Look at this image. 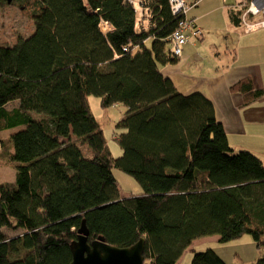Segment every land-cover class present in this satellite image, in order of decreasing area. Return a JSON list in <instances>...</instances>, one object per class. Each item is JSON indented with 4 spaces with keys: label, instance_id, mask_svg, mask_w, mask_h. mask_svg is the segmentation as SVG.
Returning a JSON list of instances; mask_svg holds the SVG:
<instances>
[{
    "label": "trees",
    "instance_id": "16d2710c",
    "mask_svg": "<svg viewBox=\"0 0 264 264\" xmlns=\"http://www.w3.org/2000/svg\"><path fill=\"white\" fill-rule=\"evenodd\" d=\"M5 5L29 8L35 32L0 42V133L23 127L0 136V159L16 168L14 183H0V264H71L83 221L89 242L129 248L145 239V264H178L209 236L228 243L251 234L264 250V161L235 152L213 103L181 94L162 73L180 59L170 50L180 18L169 0H150L154 19L140 31L126 0ZM240 14L230 13L235 27ZM89 96L128 108L117 125L118 158ZM115 170L142 192L123 196ZM193 253L192 264H228L210 246Z\"/></svg>",
    "mask_w": 264,
    "mask_h": 264
},
{
    "label": "crops",
    "instance_id": "0c3cea01",
    "mask_svg": "<svg viewBox=\"0 0 264 264\" xmlns=\"http://www.w3.org/2000/svg\"><path fill=\"white\" fill-rule=\"evenodd\" d=\"M235 1L203 0L191 9L189 16L196 18L203 36L186 45L179 61L163 67L162 73L181 94L198 92L213 103L235 152L247 151L264 161V28L245 33L235 27L230 13L239 12L243 0ZM255 91L263 95L251 101ZM209 239L219 242L218 236L197 239L184 254L211 244Z\"/></svg>",
    "mask_w": 264,
    "mask_h": 264
},
{
    "label": "rangeland",
    "instance_id": "374dc122",
    "mask_svg": "<svg viewBox=\"0 0 264 264\" xmlns=\"http://www.w3.org/2000/svg\"><path fill=\"white\" fill-rule=\"evenodd\" d=\"M228 1L231 4H235L236 2L235 0ZM29 11V8L16 5H5L0 7V42L2 44L12 45L19 37L27 38L35 32L34 22L32 21ZM242 30L246 33L243 27ZM217 36L218 35L215 32L212 39L216 40ZM88 103L91 112L96 117L104 133L108 148L114 157H120L122 155V148L117 140V135L122 131L117 128V125L127 114L128 108L123 104L103 108L101 105V99L96 96H89ZM15 105L16 103H10L8 108L12 110ZM22 128L23 127L19 126L14 129L1 132L0 136L4 139H8L10 135L18 132ZM103 174L105 177H109L110 171L103 169ZM114 177L119 183L121 194L123 196L142 192L141 186L130 175L119 170H115ZM15 181V163L9 160L6 161V159H0V183H14ZM8 234L10 236H16L20 233L9 231ZM206 241L212 242L213 239ZM206 243L208 246L213 247L217 254H219L228 264H256L257 261L264 256L263 248H259L257 246V243L251 234H246L240 239L228 243L214 241L211 244L208 242ZM207 245L204 247L202 246L201 248H199L198 245V250H205L206 247H208ZM193 255L194 253L190 252L184 254L181 264H192Z\"/></svg>",
    "mask_w": 264,
    "mask_h": 264
},
{
    "label": "built area",
    "instance_id": "2783aa9c",
    "mask_svg": "<svg viewBox=\"0 0 264 264\" xmlns=\"http://www.w3.org/2000/svg\"><path fill=\"white\" fill-rule=\"evenodd\" d=\"M134 9L136 14V29H149L153 21V11L149 8L150 0H126ZM191 2H194L191 4ZM202 0H169L173 15L180 18L176 30L170 37V50L173 56L181 58L184 48L194 40L203 36L196 18L189 16L192 8L200 4ZM195 5L194 7H192ZM239 12L241 27L246 33L255 32L264 28V0H243L240 2ZM100 28L103 34H108L112 27L109 23L102 21Z\"/></svg>",
    "mask_w": 264,
    "mask_h": 264
},
{
    "label": "water",
    "instance_id": "95a60500",
    "mask_svg": "<svg viewBox=\"0 0 264 264\" xmlns=\"http://www.w3.org/2000/svg\"><path fill=\"white\" fill-rule=\"evenodd\" d=\"M145 239L129 248L109 245L105 238L89 242V231L83 221L78 237L70 245L71 264H145Z\"/></svg>",
    "mask_w": 264,
    "mask_h": 264
}]
</instances>
